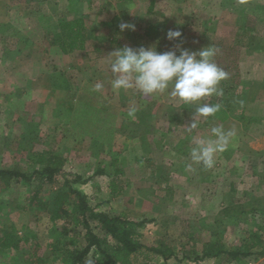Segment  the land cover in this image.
<instances>
[{"label":"rangeland","instance_id":"374dc122","mask_svg":"<svg viewBox=\"0 0 264 264\" xmlns=\"http://www.w3.org/2000/svg\"><path fill=\"white\" fill-rule=\"evenodd\" d=\"M78 16L85 17L92 36L86 50L64 54L53 44L59 22ZM121 23L135 30L121 31ZM150 26L158 35H145ZM169 30L182 35L169 40ZM118 45L156 46L161 53L178 51L177 45L193 51L211 47L227 76L218 85L223 94L205 102L218 103L219 110L198 117L189 132L196 105H185L170 89L150 96L135 87L113 89L111 52ZM53 74L69 82L67 88L57 87ZM96 83L103 85L99 92L93 90ZM175 114L177 123L171 121ZM215 126L235 129L236 135L207 169L190 152L193 138H214ZM42 152L65 158L57 182L45 183L38 194L48 208L33 202L35 184L0 183V234L8 231L18 240L17 248L0 251V264H27L36 243L41 264H65L51 247L50 216L57 188L77 174L90 178L74 186L97 210L129 207L133 221L152 220L132 224L146 244L164 238L179 254L193 257L190 252L201 254L216 233L228 250L257 243L251 256L227 264H264V0H0V168L32 171ZM115 156L123 168L118 197L111 195L113 176L96 174L99 168L112 172ZM136 196L139 203H127ZM67 208L70 216L57 229L69 223L76 244L85 226L76 205ZM258 208L262 212L252 211ZM97 225L92 222L96 231ZM224 257L199 264H222ZM87 258L99 264L93 254ZM132 261L142 264L137 255Z\"/></svg>","mask_w":264,"mask_h":264},{"label":"trees","instance_id":"16d2710c","mask_svg":"<svg viewBox=\"0 0 264 264\" xmlns=\"http://www.w3.org/2000/svg\"><path fill=\"white\" fill-rule=\"evenodd\" d=\"M153 2L150 4V9ZM114 19H117L115 17ZM5 32V31H4ZM93 31L88 29L86 19L84 16L74 17L69 20H61L59 22V30L56 32L53 39V44L59 46L64 54L73 51H83L87 49V44ZM133 34L131 33V36ZM145 35H158V28L150 26L145 29ZM117 38L113 37L110 42L113 43ZM121 48V45H118ZM96 51H100L99 46H95ZM60 76V75H58ZM57 74L52 75V81L59 88H67L69 82L65 80L58 82ZM180 120L179 114L171 117V121L176 122ZM124 126L125 122H124ZM124 131V130H122ZM118 156V155H117ZM115 156L110 162L113 171L110 172L106 168H99L96 171L97 175H112L110 181L111 192L113 196L121 193L123 187L118 182V176L121 174L122 168L119 158ZM65 158L56 154L37 153L35 160L36 166L32 171L26 172L20 169H2L0 168V183L7 186L13 181L28 182L35 184L32 192V200L37 207L48 208V201L42 200L38 194L44 187L45 183L50 185L57 182L59 174H62ZM90 178H84L82 175H75L71 180L65 178L61 185L57 188L53 200V210L51 211L50 220L53 224L51 235L53 242L51 247L53 251L58 252L65 260V264H82V262L90 255L96 258L99 264H135L132 261V256L137 255L141 258L142 264H168V261L174 259L177 263H182L185 260H192L195 264H199L202 260L223 258V263L227 264L232 261L243 260L253 254L252 249L257 246L255 241L243 243L241 246L228 250L221 239L217 238L216 233L213 234L215 238L209 240L204 244L201 254L195 251L190 253L195 256H189L187 253L179 254L166 239H159L155 245L146 244L143 241V235L139 230L133 227L132 224L142 227L146 223L152 222L151 219L142 218L138 221H133L127 218L126 214L108 213L97 210L96 205H92L89 196L80 188L74 186L76 183L86 184ZM75 199L71 202L69 199ZM76 205L78 215L83 221L85 232L82 237L77 239L78 243L74 244L69 236V223H64L60 228L58 221L63 217L69 218L70 212L67 208L69 205ZM229 211L230 208H229ZM255 212H262L259 208L252 210ZM232 213L229 214V217ZM92 222H96L100 230L96 231L92 227ZM187 226V225H186ZM213 233V231H212ZM190 233L188 232L187 235ZM256 238V237H255ZM194 239L190 236L189 240ZM28 236L24 238L25 243H29ZM18 247V240L13 233L8 231L0 234V251L8 250ZM39 244L36 243V249L33 254L29 255L26 260L27 264H41L42 259L36 255ZM259 255L264 256V250L259 252Z\"/></svg>","mask_w":264,"mask_h":264},{"label":"clouds","instance_id":"9594fccd","mask_svg":"<svg viewBox=\"0 0 264 264\" xmlns=\"http://www.w3.org/2000/svg\"><path fill=\"white\" fill-rule=\"evenodd\" d=\"M119 27L121 31L135 30V25L130 23H121ZM181 35L180 31L169 30L167 38L176 40ZM177 49L161 53L156 46L117 48L111 52L114 57L111 71L115 77L112 87L117 90L135 87L145 96L170 89L171 96L179 98L185 105H196L193 122L188 127L191 132L197 127L198 117H208L219 110L218 103L205 101L223 94L218 85L227 73L214 61L215 52L211 47L193 51L177 45ZM102 88L101 83H96L93 90L99 92ZM235 135V129L225 131L223 126H215L211 128L214 138H193L192 160L211 169L216 153L225 151ZM187 167L190 169L191 165ZM86 264H93V259L87 258Z\"/></svg>","mask_w":264,"mask_h":264},{"label":"crops","instance_id":"0c3cea01","mask_svg":"<svg viewBox=\"0 0 264 264\" xmlns=\"http://www.w3.org/2000/svg\"><path fill=\"white\" fill-rule=\"evenodd\" d=\"M120 160V159H119ZM120 162H121V160H120ZM121 168H122V166H121ZM122 171H123V168H122ZM133 186L134 187V183L132 182V183H127V186L128 187H130V186ZM137 187V186H136ZM135 187V188H136ZM137 189V188H136ZM123 190V189H122ZM122 193V192H121ZM121 193L120 194H118L116 197H118V196H121ZM115 197V196H114ZM112 199H113V197H112ZM111 200V198L109 199V201ZM138 200H141V197L140 196H136V197H134V198H129L128 200H127V203H129L130 205H132L134 202L135 203H139L138 202ZM100 211H102V210H100ZM105 212H108V213H118V214H126V216H127V218H129V219H131V217H130V214H131V212H132V210H130V208L128 207V209H126V210H123V208H121V209H119V211H115L114 209L113 210H109V211H105ZM142 219V218H141ZM131 220H136V219H131ZM137 220H139V219H137Z\"/></svg>","mask_w":264,"mask_h":264}]
</instances>
